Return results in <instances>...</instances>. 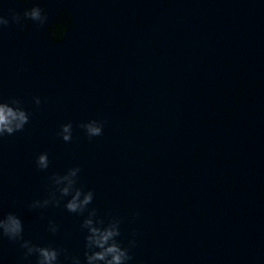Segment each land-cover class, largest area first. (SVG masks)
Segmentation results:
<instances>
[{"label": "water", "instance_id": "obj_1", "mask_svg": "<svg viewBox=\"0 0 264 264\" xmlns=\"http://www.w3.org/2000/svg\"><path fill=\"white\" fill-rule=\"evenodd\" d=\"M40 2L48 24L0 29V97L31 113L0 139V215L16 213L26 239L83 260L80 217L28 207L50 175L79 165L90 207L123 219L124 244L137 233L132 264H264V3ZM26 7L4 0L0 12ZM63 13L74 28L53 44L46 31ZM90 119L104 121L91 140L78 127ZM68 122L65 143L56 132ZM45 151L42 172L34 161ZM22 251L0 237L4 264H35Z\"/></svg>", "mask_w": 264, "mask_h": 264}, {"label": "clouds", "instance_id": "obj_2", "mask_svg": "<svg viewBox=\"0 0 264 264\" xmlns=\"http://www.w3.org/2000/svg\"><path fill=\"white\" fill-rule=\"evenodd\" d=\"M28 5L22 12L10 9L9 15L0 12V29L13 23L25 32L35 23L36 27L48 24V15L45 6L40 0H19ZM264 3V0H260ZM4 0H0L3 6ZM66 17V18H65ZM57 22L47 28L46 36L49 42L55 44L63 40L69 29L74 28L72 15L63 13L57 16ZM32 102L39 106L40 96H33ZM31 113L24 107L22 100L16 97H0V139L22 132L30 121ZM84 135L91 140L104 133V121L90 119L78 126ZM56 136L63 142L73 140V124L63 123L59 126ZM35 167L39 171H47L50 167L48 152H40L35 157ZM81 167H68L63 173H53L48 177L46 196L34 199L28 207L30 209H46L62 206L68 213L81 218L79 229L83 235V260L80 255L70 254L67 249H60L53 244H36L24 237V224L20 216L14 212L0 215V237H6L13 243H19L22 256L25 260L35 257V264H132V250L137 246V233L133 231L124 244L121 226L123 219L108 212L101 214L93 205L95 191L79 184ZM135 215H139L136 213ZM47 231L55 236L59 233V225L48 220ZM63 254V261L61 255ZM0 264H4L0 258Z\"/></svg>", "mask_w": 264, "mask_h": 264}]
</instances>
